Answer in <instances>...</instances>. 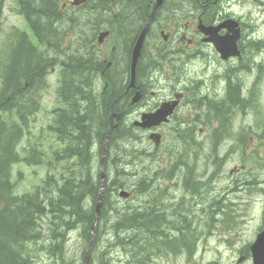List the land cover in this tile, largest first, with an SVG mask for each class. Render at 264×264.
<instances>
[{"label":"flooded vegetation","instance_id":"1","mask_svg":"<svg viewBox=\"0 0 264 264\" xmlns=\"http://www.w3.org/2000/svg\"><path fill=\"white\" fill-rule=\"evenodd\" d=\"M146 1L151 7L139 19L137 8ZM114 2L85 0L78 6H71L75 10L83 9L73 13L58 8L57 18L39 27L37 33L31 26L27 32L7 38L4 46L7 63L12 64L14 54L22 58L30 56L28 60L38 61L42 67L48 59L57 62L50 68L51 72L59 73L61 52L78 57L87 76L84 98L90 110L107 109V126L112 123L119 129L160 137L165 131L182 133L191 127L195 137L212 132L214 161L219 160V150L225 142H228L225 147L228 151L235 148L231 137L222 143L215 144L213 140L220 133L234 132L238 114L246 116L255 112V116L261 117V124L256 123L255 128L250 127L246 132L255 133L264 128V87L260 76L256 74L247 83L254 69L264 68L262 64L254 63V54H264V38L257 36V21L264 13V0H117L115 6ZM252 4L257 6L255 13L250 9ZM236 5L245 10L239 16L234 12ZM86 14L93 19H86ZM107 19L112 21L113 28H108ZM144 30L134 81L130 86L132 51ZM233 37L235 40L231 45ZM26 42L31 46L30 51L22 50V44ZM215 42L223 44L229 54L222 56ZM236 51L238 55L234 54ZM149 58H155L154 65L141 64L142 59L144 62ZM193 61L198 62L197 71L189 74V63ZM128 63L129 78L117 79L118 70ZM73 67L76 68L77 63ZM97 76L102 83L101 90L95 82ZM7 87V100L12 99L14 103L28 90L23 81L13 84L9 78ZM163 107L167 108L163 120L150 127L143 126L145 116ZM177 136L181 138V135ZM239 169L229 173L227 186L231 195L228 199L219 196L220 189L215 184L217 178L210 174H203L198 180L194 174L183 175L180 179L181 200L176 202L182 206L180 227L165 233L168 238L164 241L174 244L180 241L179 249L186 264H202L197 262V257L210 250V241H203L205 231L218 224V218L227 206L231 219L246 220L256 200L263 199L259 201L257 233L264 229V177L262 173H256L257 177L250 173L245 176L244 187L237 188L241 177L236 173ZM186 181L190 185L187 186ZM151 197L150 221L158 219L153 211H157L163 202L152 191ZM241 208L246 210L244 217ZM164 223L166 228L172 225L166 220ZM150 225L158 226L156 221ZM187 227L194 231L195 241H187L183 232ZM172 233L176 237H172ZM233 253L240 262L251 263L249 246L243 252L236 250Z\"/></svg>","mask_w":264,"mask_h":264},{"label":"trees","instance_id":"2","mask_svg":"<svg viewBox=\"0 0 264 264\" xmlns=\"http://www.w3.org/2000/svg\"><path fill=\"white\" fill-rule=\"evenodd\" d=\"M19 3L24 6L28 21V16L33 13L39 18H57L52 0H46L45 3L19 0ZM30 23L35 24L33 30L37 33L40 27L38 22ZM21 39L25 40L24 37ZM30 48L27 42L22 44V50L30 51ZM60 56L63 59L59 61V93L65 108L47 126V131L55 138V147L48 149L49 155L44 153L41 135L33 144L27 143V147L23 148V156L18 154L19 143L30 134L31 102H25L27 106L24 107L14 103L12 99L5 100L8 87L5 85L4 73L13 84L20 83L26 78V68L31 60L23 62L20 55L14 54L12 64L7 63L5 66L4 55L0 64L3 72L0 74V264H33V259H40L39 254L46 261L52 260L51 264H80L78 258L82 260L92 237L91 225L95 219V204L100 187L94 159L100 153L106 136L107 109L97 107L90 110L84 98L87 78L85 68L79 63L76 68L70 65V55L61 52ZM56 64L57 62L45 59L42 70L35 74L36 78ZM15 108L19 109L18 122L12 120L14 115L11 112ZM188 129L190 128L185 131ZM222 136L223 134L219 135L220 138ZM134 138L133 132L126 133L118 127L110 135L108 153L119 154V158L128 157L133 162L137 159V151L132 147L127 151V144L124 148H119V145L131 142ZM118 162L120 160L116 155L110 159L115 176L104 188L95 225L92 253L97 255V264H108V259L103 258L108 251L101 238L108 222H105L108 218L104 213L114 208L107 207L106 203L117 190L128 188L127 180L131 181L130 174L126 178L123 170L118 168ZM18 163L28 166L45 165L47 168L46 176L31 192H16L17 182H12L11 171L13 165ZM17 177L21 180L22 174L18 173ZM117 211L112 216L114 222L109 219L110 234L113 241H117L116 246L123 244L122 247L126 250L133 245L138 251H143L145 239L157 237L161 241H153L156 247L172 250L178 247L179 243L164 241L165 238L160 237L164 230L159 228L162 222L160 215L156 220L158 226H151L150 223L155 220L150 221L149 209L137 212L123 208L122 211ZM71 233H77V242L73 252L75 257L68 258L65 245Z\"/></svg>","mask_w":264,"mask_h":264},{"label":"rangeland","instance_id":"3","mask_svg":"<svg viewBox=\"0 0 264 264\" xmlns=\"http://www.w3.org/2000/svg\"><path fill=\"white\" fill-rule=\"evenodd\" d=\"M37 2L45 3L46 0H36ZM75 0H59L55 2L53 8L67 11L69 13L80 12L83 9L75 10L71 7L70 3ZM112 1V0H108ZM117 0L114 2L116 5ZM13 2L11 0H0V10L3 11L0 17L1 27L8 29L9 27L22 26V21L15 15L12 10ZM250 9L253 13L256 12L257 6L251 5ZM244 8L241 5L234 7V12L237 16L244 13ZM86 19H93L91 15L86 14ZM256 19V18H255ZM258 27V38H264V13L261 14V20L257 21ZM108 28H113L112 21L107 19ZM27 32V30H26ZM5 34V30L0 32V40ZM111 41V40H110ZM2 43V41H0ZM111 45L108 44V49ZM4 52V48L0 50V56ZM130 55V52H129ZM128 55V56H129ZM254 63L264 67V54H254ZM30 56H24L23 62L28 60ZM1 64V61H0ZM147 67L155 64V58H149L142 63ZM141 66V65H140ZM139 66V67H140ZM179 67V66H178ZM198 62L193 61L189 63V74L197 71ZM42 65L38 61H31L27 66V75L23 83L26 87L31 88V91L38 93L44 90L41 98L40 111L35 115L34 121L30 127L31 133L25 140L21 142L18 147V153L22 154V150L26 147L27 143H34L38 137L39 132L42 130L44 133L45 148L49 145L54 144V137L49 135L45 131V126L48 123L49 113H44V110L48 107H57L55 110L58 114H61L63 106L58 102L56 97V88L58 86V75L47 73L44 71V75L41 79L35 77L42 70ZM117 74L119 79L129 78V63L123 68L119 69ZM256 74L260 76L262 86L264 87V68L261 70L254 69L252 74L249 76L247 83ZM113 77V76H111ZM95 82L98 84L99 90H101L102 83L99 76L96 77ZM60 99L61 96L59 97ZM255 112L242 116L240 114L236 117V127L233 132V136L237 139L235 141L234 149L228 151V142L221 145L219 150V160L214 161L216 156L212 148L211 136L212 132H203L199 135H193L194 128L191 127L182 133H171L165 131L161 133V143L158 147H154L153 144L147 139L148 133H136L140 137V142L129 143L126 150L132 147L134 151H137V159L130 162V158L122 157L119 158V154L116 155L120 162L117 163L119 169L123 170V173L127 176L130 174V180L126 182L129 184L128 188L121 190L127 191L128 195L124 198L126 200L117 197L111 198L107 201L106 206L113 207L114 210H110L104 213V216L108 218L105 227L104 235L101 241L104 242L105 249L108 251V264H186V260L182 257L180 249H176L175 253H167L164 255V251L160 247H155L153 241H161L160 238L148 237L145 239L146 243L141 253L136 250L133 245L127 247L126 250L120 246H116L117 241H113L111 237V231L109 229V219L113 220L117 210L123 208H129L131 211L136 210L142 212L144 209H151V191L157 199L163 200L159 204L157 211H153L156 215H160L168 223L167 228L161 233L160 237L168 238L166 234L174 232L177 227H180L181 221V205H177L176 202L180 201L179 191L182 187L180 179L183 175L194 174L198 180L203 174H210L217 178L216 188L220 189L219 196H224L228 199L231 195L229 193L228 181L229 172L235 168L239 169L236 173L239 174L240 179L238 180L237 188L244 187L245 176L252 173L254 177H257L256 173L261 174L264 177V128L255 133L246 132L248 129L255 128L256 123L261 124V117L255 116ZM264 115V114H262ZM130 119H134L131 117ZM124 132L131 133L130 131L122 128ZM177 135H181L178 139ZM250 138V139H248ZM248 140V141H247ZM196 142H200L198 145ZM126 144L123 143L122 147ZM123 150H121L122 153ZM47 152V151H46ZM119 153V152H116ZM113 154H108L106 163L107 176L104 177V184L107 185V181L112 180L115 176V169L110 164V159ZM97 165V160L95 161ZM97 170V167H96ZM45 167H34L23 164H17L12 167V181H17V193L31 192L34 188L40 185L46 174ZM18 173L22 174L21 180L17 179ZM145 177L147 178L145 180ZM143 178V179H142ZM127 184V185H128ZM149 185V186H147ZM148 187V188H146ZM260 200L257 199L256 203L252 206L249 211L247 219H241L239 221L231 219L228 212V206L225 212L218 218L219 222L215 227L205 231L203 241H210V250L205 253L202 257H197V262L202 264H248L246 261L237 263L238 257L234 251L243 252L254 240L259 224H260ZM228 201V200H227ZM241 216H245V208H241ZM118 212V211H117ZM162 212V213H160ZM119 213V212H118ZM114 222V220H113ZM161 227L165 226L164 221L161 222ZM183 232L186 234L187 241H195L196 236L191 228H185ZM166 233V234H165ZM172 237H176V234H170ZM77 242V233H71L68 236L65 247L68 249V258L75 257L73 252L75 251V244ZM142 245V244H141ZM140 245V247H141ZM32 248H34L32 246ZM93 254V253H92ZM40 259H33V264H51L52 260L46 261V258L39 254ZM78 260L81 262L80 258ZM89 264H97V255H91ZM191 264V263H189ZM195 264V262H192ZM250 264V263H249Z\"/></svg>","mask_w":264,"mask_h":264},{"label":"water","instance_id":"4","mask_svg":"<svg viewBox=\"0 0 264 264\" xmlns=\"http://www.w3.org/2000/svg\"><path fill=\"white\" fill-rule=\"evenodd\" d=\"M144 32H145V30L141 33L140 37L138 38V40L135 44V48H134L133 53H132V62H131L132 78H133V74H134L135 64H136V61H137L138 56H139ZM235 37H233V39L231 41V45L234 42ZM215 46H216V49L221 53L222 56L229 54V53H227V48L223 44H221L220 42H215ZM233 48H234V44H233ZM234 54L238 55L239 53H238V51H236V53H234ZM166 114H167V108L166 107L161 108V110L158 111L157 113L148 115L146 117V122L143 126L150 127V126L156 125L158 122H160L161 120L164 119ZM111 130H112V127H110V129H109V133H108V135L105 139V142L103 144V147H102V157L100 160V170H101V173H100V189H99V194H98V201H97L96 208H95L96 218L98 217L99 210L101 207L102 191L104 188V168H103V166H104V163L106 161V145H107L108 137H109ZM149 139L155 141V144L158 145L159 135L152 134L149 136ZM119 196L126 197L127 193L121 192L119 194ZM91 229L93 231L92 232V239L89 243L88 250L85 254L83 264H87L89 254L91 251V247H92V243L94 241V223L92 224ZM251 250H252L253 264H264V231L257 237L256 242L254 243Z\"/></svg>","mask_w":264,"mask_h":264},{"label":"bare ground","instance_id":"5","mask_svg":"<svg viewBox=\"0 0 264 264\" xmlns=\"http://www.w3.org/2000/svg\"><path fill=\"white\" fill-rule=\"evenodd\" d=\"M149 7H151V6H147V1L146 2H143L141 5H139L138 6V8H137V12H138V18L139 19H141L144 15H145V13L148 11V8ZM146 8H147V10H146ZM74 63H77V66H78V63L79 64H81V60H80V58H78V57H72L71 58V60H69V64L70 65H72V66H74ZM116 78L117 79H119V75L116 73ZM185 132V131H184ZM163 219H164V216H163V218L161 219V221H163ZM156 221V220H155ZM165 221V220H164ZM161 222H160V224H159V228H162V229H164V228H166V227H161ZM154 238H157V237H154ZM136 250H137V247L135 246L134 247ZM142 252V250H140L139 251V253H141ZM103 258H107L108 259V255H107V253H106V255L103 257Z\"/></svg>","mask_w":264,"mask_h":264}]
</instances>
